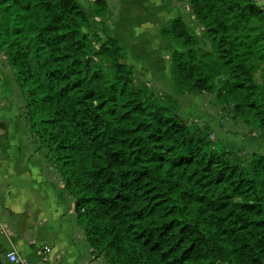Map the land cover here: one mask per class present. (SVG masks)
I'll return each instance as SVG.
<instances>
[{
	"label": "trees",
	"instance_id": "16d2710c",
	"mask_svg": "<svg viewBox=\"0 0 264 264\" xmlns=\"http://www.w3.org/2000/svg\"><path fill=\"white\" fill-rule=\"evenodd\" d=\"M187 2L202 38L180 17L159 30L180 42L174 90L213 95L264 140V8ZM105 14L103 0H0V51L89 246L109 264H264V154L243 163L174 99L136 88L109 29L90 32Z\"/></svg>",
	"mask_w": 264,
	"mask_h": 264
},
{
	"label": "crops",
	"instance_id": "0c3cea01",
	"mask_svg": "<svg viewBox=\"0 0 264 264\" xmlns=\"http://www.w3.org/2000/svg\"><path fill=\"white\" fill-rule=\"evenodd\" d=\"M93 1L80 0L79 3L89 10ZM103 1L106 14L101 20L112 26V36L121 47L125 42L137 47L149 34L154 41L165 42L159 36L163 25L176 17L186 24L188 18L194 17L187 0ZM254 2L264 5V0ZM141 8H150L152 13L137 30L132 21L139 19ZM139 30L145 31L146 37L138 36ZM132 32L140 42L131 39ZM125 53L126 62L133 65L127 51ZM233 122L245 126L240 121ZM14 124H20V129L27 127L32 139L25 100L0 51V137L7 138L0 140V261L7 264L2 256L8 250H15L25 264H109L89 246L84 230L77 225L73 200L46 148H40L39 140L10 138ZM255 138L243 141L251 152L264 154V140L258 135ZM32 143L36 146V161H32Z\"/></svg>",
	"mask_w": 264,
	"mask_h": 264
},
{
	"label": "rangeland",
	"instance_id": "374dc122",
	"mask_svg": "<svg viewBox=\"0 0 264 264\" xmlns=\"http://www.w3.org/2000/svg\"><path fill=\"white\" fill-rule=\"evenodd\" d=\"M77 1L79 2L80 0ZM260 6L264 8V5ZM141 9L139 19H137V21H132V24H136L133 26L134 29L137 28V30L140 28V24L142 22L151 18L150 13H152L150 8ZM101 19L102 18L99 17L92 18V27L90 32L102 33L101 29L102 26H104L109 29L111 33L112 26L109 25L107 21H102ZM110 23L113 24L112 22ZM185 25L188 32L195 35L198 39L202 38V27L195 17H193V19L188 18ZM133 33L135 32L130 33L131 39L136 38ZM138 36L146 37V32L139 30ZM151 37L152 34H149V37L144 40L142 39L141 42L140 39L136 38L140 42L137 47L129 45L131 43H123L122 48L127 51L129 61H132L131 64H133L131 65L133 67V85L136 88H148L154 98L162 96H167L171 99L175 98L176 100H174L179 106V115L181 119L186 122V124L190 126L207 125L212 132L210 134V138L215 141L216 145L226 151H232L235 155L240 157L243 163H247L250 159L249 153L251 151L247 148L245 142L246 140H256L255 137L258 135V132L254 131L253 133H250L245 126L234 123L230 118V107L228 105H217L213 95L197 92L175 91L170 80V54L175 49L181 50L180 42L171 40L169 42L165 41L159 43L154 41V38ZM90 38L92 39L91 35ZM94 44L95 48H97L96 43ZM205 48H208V45L205 46ZM126 60L128 61V59ZM226 77L227 74L223 72L217 77L216 84L218 86L222 84ZM19 125L20 124H14V131L11 133L10 138H13V140H39L40 148H45L41 145L39 138L32 135L31 139L28 136L27 127H22V129H20ZM2 139L3 138L0 137V140ZM3 140H7V138H4ZM243 140H245V142ZM35 147L36 146L32 143V161H36L38 159ZM46 152H48L47 149ZM50 161L52 162L51 159Z\"/></svg>",
	"mask_w": 264,
	"mask_h": 264
},
{
	"label": "built area",
	"instance_id": "2783aa9c",
	"mask_svg": "<svg viewBox=\"0 0 264 264\" xmlns=\"http://www.w3.org/2000/svg\"><path fill=\"white\" fill-rule=\"evenodd\" d=\"M2 258L7 262V264H25L15 250L6 251ZM0 264H3V261H0Z\"/></svg>",
	"mask_w": 264,
	"mask_h": 264
}]
</instances>
